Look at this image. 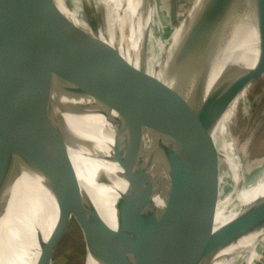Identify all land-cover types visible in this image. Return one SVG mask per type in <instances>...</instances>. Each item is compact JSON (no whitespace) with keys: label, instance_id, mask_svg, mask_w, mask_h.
I'll return each mask as SVG.
<instances>
[{"label":"water","instance_id":"water-1","mask_svg":"<svg viewBox=\"0 0 264 264\" xmlns=\"http://www.w3.org/2000/svg\"><path fill=\"white\" fill-rule=\"evenodd\" d=\"M61 2L80 26L64 14ZM83 2L89 6L84 10ZM100 3L110 18L107 0ZM161 3L173 25L176 6ZM246 3L258 33L256 65L228 68L209 89L235 13ZM139 5L147 35L166 62L173 32L166 42L155 39L154 0ZM99 14V7L84 0H0V254L6 241L1 223L16 203L18 177L26 172L43 180L58 211L36 264H53L72 230L83 241L85 262L89 255L97 264H215L232 245L264 229V202L253 214L251 208L216 225L234 184L227 126L248 89L264 76V0H205L167 65L174 82L164 83L174 86L167 89V101L144 83L118 46L100 38L113 33L117 45L128 44L139 17L128 22V38H118L113 29L97 25ZM55 92L73 101L64 106L70 114L101 115L112 126V154L105 160L122 169L127 184L115 206L116 229L80 182L69 145H93L53 117ZM241 95L220 137L217 127ZM258 247L261 256L264 241Z\"/></svg>","mask_w":264,"mask_h":264},{"label":"bare ground","instance_id":"bare-ground-1","mask_svg":"<svg viewBox=\"0 0 264 264\" xmlns=\"http://www.w3.org/2000/svg\"><path fill=\"white\" fill-rule=\"evenodd\" d=\"M204 2L205 0L201 1L197 10L203 6ZM107 5L113 27L118 26L121 28L120 30H124L129 21L134 22L136 17H139V20L128 44L121 40L117 45L113 33L107 37L100 35V38L111 46H118L126 60L137 68L144 83L167 101V89L170 91L174 88L173 85L171 87L164 85V83H174L167 77V65L174 50L179 48L188 33L186 32L188 22L180 24L177 22V15L175 16L172 39L164 49L166 62H163L161 56L155 51L151 36L147 35L145 19L140 20L139 0H107ZM61 8L64 14L79 25L62 2ZM232 25L229 41L225 37V45L221 47L217 55L209 89L216 84L221 75L227 72L228 68L241 66L244 69H252L256 65L259 52L258 33L254 13L249 3L244 5L243 10L235 13ZM159 48L162 50L163 46L160 44ZM239 100L240 97L218 125L217 133H220V137L223 136L225 122L235 111ZM52 101L54 102L53 117L62 122L70 134L76 132L81 136V139L83 136V139L89 140L93 145L91 149H86L77 144H71L69 152L79 174L80 182L90 190V196L95 200L106 224L112 229H116L115 206L120 195L125 193L127 184L123 178L122 169L117 164L105 160L112 154L114 143L112 126L101 115L74 116L70 114L64 106L67 103L74 104L73 101L57 92L53 94ZM230 154L226 153V158L234 186L218 215L217 227L236 219L251 208L253 214L256 211V206L259 207L264 202V167L252 175L240 176L236 173ZM259 161L262 162L264 159ZM18 178L15 186L19 189L16 203L12 205L8 219L1 223L6 241L0 254V264H36L41 253L40 244L49 240L57 224V207L51 194L44 186L43 180L39 176L26 172L20 173ZM162 200L161 195L157 196V203H162ZM249 220L251 221V218ZM262 236H264V229L245 236L239 243L224 251L215 264H234L240 258L248 260V264H252L258 257L256 255L257 242ZM256 245L257 247H255ZM242 249L244 251L241 253ZM260 259H264L263 255L259 256L258 260ZM86 264L97 263L88 255Z\"/></svg>","mask_w":264,"mask_h":264},{"label":"rangeland","instance_id":"rangeland-1","mask_svg":"<svg viewBox=\"0 0 264 264\" xmlns=\"http://www.w3.org/2000/svg\"><path fill=\"white\" fill-rule=\"evenodd\" d=\"M67 1L70 4L74 2V0ZM84 1L90 3L91 8L95 9L96 6L99 7L100 14L96 17L98 26L104 27L108 32L113 29L118 38L122 36L128 38L130 34V26L128 23L124 30H120L121 28L118 26L113 27L109 22L110 18L106 15L105 11H103L100 0ZM201 1L202 0H167V3L176 5L178 14L177 22L180 24L188 22L186 32H188L190 23L201 9L197 10ZM81 5L83 10L89 7L84 2L83 4L81 3ZM162 5L161 0H154L153 8L155 14H153V23H151V27L155 39H161L163 42H166L167 37L165 36L168 32L170 34L173 32L174 26L170 23ZM155 51L159 54L156 49ZM241 98H243V95L240 96V99ZM227 135L231 143V159L237 174L240 176L252 175L258 169L264 167V161H259L264 159V76L258 82L253 83L248 89L246 98L244 101L240 102L237 112L231 118L227 126ZM230 184L232 187L234 186L233 183ZM84 189L87 194L90 195V190L87 187H84ZM70 236L71 238L64 241L58 249L53 264H86L88 261L87 255L85 262V250L79 232L77 230H72ZM262 237L257 242L258 246L263 244L264 238L262 239ZM257 245L255 247H257ZM243 249L241 253L244 251ZM257 249H259V247ZM258 259L259 256L252 264H256ZM244 262H246L245 259L240 258L236 260L234 264H242ZM257 264L264 263L258 262Z\"/></svg>","mask_w":264,"mask_h":264},{"label":"crops","instance_id":"crops-1","mask_svg":"<svg viewBox=\"0 0 264 264\" xmlns=\"http://www.w3.org/2000/svg\"><path fill=\"white\" fill-rule=\"evenodd\" d=\"M264 238V236L262 237V239ZM261 239V240H262ZM258 262H261V263H264V260L263 259H260V260H258L257 262H256V264L258 263Z\"/></svg>","mask_w":264,"mask_h":264},{"label":"built area","instance_id":"built-area-1","mask_svg":"<svg viewBox=\"0 0 264 264\" xmlns=\"http://www.w3.org/2000/svg\"><path fill=\"white\" fill-rule=\"evenodd\" d=\"M264 257V256H263Z\"/></svg>","mask_w":264,"mask_h":264}]
</instances>
